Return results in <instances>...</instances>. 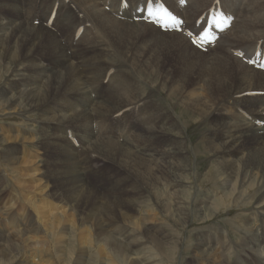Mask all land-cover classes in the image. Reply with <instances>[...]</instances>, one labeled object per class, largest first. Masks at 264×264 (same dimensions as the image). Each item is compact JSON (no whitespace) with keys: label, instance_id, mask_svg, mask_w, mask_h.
I'll return each mask as SVG.
<instances>
[{"label":"bare ground","instance_id":"obj_1","mask_svg":"<svg viewBox=\"0 0 264 264\" xmlns=\"http://www.w3.org/2000/svg\"><path fill=\"white\" fill-rule=\"evenodd\" d=\"M164 2L176 19L189 20L184 28L186 36L183 32H164L144 21L143 14L139 13L145 7L144 0H0L10 12V20L0 23V111L6 103V112H15L28 121L29 116L35 117V123L44 129L40 138L26 129L9 130L22 134L15 139L19 146L14 151H2L3 160L6 161L9 154L12 164H26L25 176L38 182L36 173L31 172L34 167L31 170L28 167L30 164L40 166V160L27 153L30 160H20L16 157L17 149L30 152L43 143L52 153V148L62 149L56 143L68 139L70 145L63 147L66 151L62 157L71 154L75 158L80 154L74 149L78 148L76 138L83 134L87 137V147L136 174L145 189L113 168L111 183L107 186L112 197H98L85 186L89 177L81 173L80 176L78 170L56 178V190L82 212L95 210L94 214L100 212L114 222L120 221L116 218L119 210L127 213L129 210L125 208H132L142 212L147 204H154L163 219L159 220L156 233L165 238L161 245L156 242V248L172 263L171 256L177 259L178 243L166 244L167 236L160 230V224H164L165 215L170 218L171 228L189 223L191 217L183 206L186 198L190 199L186 197L188 192L194 189L189 186L190 180L198 185L202 177L198 174L192 179L195 173L189 171L180 145L173 143L166 151L165 145L158 144L155 153L146 147L161 135L172 137L173 132L182 135L187 129L173 113H165L150 101L161 87L168 97L179 99L186 113L194 115V121L205 119L208 128L202 133V143H205L202 146L213 156V162L221 163L227 171L222 177L226 188L218 192L219 196L208 193L198 199L201 209L209 208L206 211L209 213L199 210L196 218L204 222L216 217L217 207L238 208L253 217L248 223L237 221L238 237L233 246L228 243L224 249L221 241L213 244L207 238L206 242L198 240L195 244L196 253L208 255L212 264H235L232 260L239 261L238 264H256L254 258L264 264V259L256 253L264 251V71L246 62L264 45V0H248L243 13L227 9L225 14L235 18L231 28L215 45L201 48L191 43L203 27H197L205 14L200 13L209 7L208 16L218 7L217 0H189L188 10L178 8L182 2ZM52 15H55L53 24L49 23ZM198 15L200 17L193 22ZM117 62H122V66ZM126 68L131 69V79L125 73ZM158 81L160 87L156 86ZM255 93L261 95H253ZM132 107L136 109L134 116L128 114ZM64 117L67 119L63 121ZM9 132L3 130L2 142L13 136ZM42 158L47 167L49 161ZM93 158L97 157L79 159V170L87 169ZM74 163L75 159L68 165ZM55 169L52 166L45 172L50 175ZM235 182L238 191L249 189L250 194H233ZM159 183L173 184L172 196L161 193ZM126 187L132 194L120 198ZM41 192L47 197L45 190ZM199 193L200 189L195 188L194 195ZM2 195L0 190V199ZM19 197H15L17 208H6L5 219L17 213L23 222L21 236L34 239L38 233L33 224L38 221L42 207L34 205L32 199L21 201ZM81 197L88 199L87 204ZM39 202L50 207L43 200ZM23 204L35 211V221L29 218L28 212L24 215ZM139 217L137 214L136 218ZM120 219L125 220L123 215ZM15 223L12 222V228L17 229ZM107 227L109 225L104 224L102 229ZM16 231L12 229L9 233ZM9 233H0L1 238L9 240L7 244L0 243V264H26L24 256L11 261L17 253L15 250H4L15 245L10 241L14 240L12 237L6 238ZM38 237L36 244L45 245L40 234ZM108 245L117 249L115 253L129 264L128 249L117 241H110ZM38 254L39 260L33 253L27 257L36 264H43L44 255ZM47 257L52 258L51 252H47ZM49 261L51 263L48 258L46 262ZM130 263L141 264L135 260Z\"/></svg>","mask_w":264,"mask_h":264},{"label":"rangeland","instance_id":"obj_2","mask_svg":"<svg viewBox=\"0 0 264 264\" xmlns=\"http://www.w3.org/2000/svg\"><path fill=\"white\" fill-rule=\"evenodd\" d=\"M161 1L166 5V10L171 15L168 5L164 2V0ZM175 2L183 3V0H175ZM182 3L178 5V8H186L188 10L190 5L189 0H187L185 5ZM247 3L248 0H242L240 4L239 0H232V2L231 0H217L216 2V4H218L217 6L220 7L225 13L227 12V9L230 11L231 8L235 9L238 13H243ZM207 9H205L200 14L206 13ZM199 17L200 15H198L193 22H195ZM7 20H10L9 9L7 6L0 4V23H3ZM178 20H181L185 24L189 22L188 19L183 18H178ZM184 28L182 31H180L183 32V34L186 33ZM117 63L118 65L122 66V62ZM125 73L127 77L131 79V69L126 68ZM157 85L160 87L161 82L158 81L156 83V86ZM160 89L154 95H152L150 101L158 105L159 108L165 113H173L172 115H175L177 121L187 126V129L183 130L184 133L182 135H179L176 132H173L172 137L168 135H161L152 142L148 143L146 147L149 151L155 153L158 144L165 145L166 151L170 149V145L173 143L180 145L183 148V155L188 160L189 171L195 173L192 175V179L194 180L198 174H200L202 177V182H200L198 185L196 183H192L190 180L189 186L194 187V189L197 188V190L200 189V193L197 194V196L194 195L193 189L192 191L190 190L186 196H190V199L186 198V204L183 207L186 209L187 215L191 217L189 223L185 226L181 225V227L178 226L176 228H171L170 218L165 215L164 224H160V230L163 229L167 236L166 244L173 246L178 243V253L176 256L177 259L172 258L174 256L171 255H169L171 256V259L169 256H167L168 259L172 261L174 260V263H168L167 259L162 255V253L159 252V249L156 248L158 243L160 245L163 244L165 238L164 235H161L160 237L159 234L156 233L157 224L159 223V220L163 219L158 216L154 204H147L146 207L142 209V212H137L132 208H125V210H129L127 213L119 210L117 211L116 218L120 221L114 222L111 219L101 216L100 212L94 214L95 210L91 212L88 209L85 210V212H82V210L77 209L75 205H72L71 202H69L67 198L63 196V194H60L58 190H56V178H62V175L68 171L78 170L79 172L77 171V174L80 176H82L81 174H85L89 177L85 183V186H88L90 189L95 191L98 197H112L107 191V186L111 183L110 174L113 173V168L119 173L124 174L128 180L135 182L137 185L139 184L143 191L145 189V187L141 186V182L138 181V176L136 174H133L130 171H125L118 161H115L114 159L112 160L111 158L105 156L100 157L98 156L99 154L92 151L90 147H87V137H85L83 134L77 136L76 138L78 148L74 149L80 152V154L75 158L71 156V154H69L67 158L62 157L66 151V148L63 147L70 145L68 139L67 141L56 143V146L58 147L61 145L62 149L52 148V153L48 152L49 148H47L43 143H41L37 149L33 148L35 150L32 149L30 152H25L22 148L21 150L17 149L18 152L16 157L20 160H30L26 153L30 154L31 157L38 158L37 161L40 160V166L39 164H30L28 167L30 170L32 167H34V170H31V172L36 173V179L40 180L38 182H33L32 177L25 176V170L27 168L26 164L21 165L17 163L19 166L17 164H12L13 161L9 154L6 156V163V161L3 160L2 151L7 150L9 153L10 151H14V149L19 146L15 139L20 137L22 134V132H9V130L14 131V129H26L29 133L39 135L40 138L42 132L44 133V129L39 123H35V117L31 118L29 116L30 121H28V119L26 120V118L22 115H15V112H6L5 110L7 108V104L5 103L2 104L3 108L0 111V190L3 191V195L0 199V233L5 235V233H9V231L12 229L17 230L16 232L9 233V235L6 236V238L12 237L14 240L10 241L15 245L12 247L7 246L6 249L3 248L6 252H9L10 249L15 250V253L17 252L14 254L13 258H11V261L16 260V257L24 256V259L26 258V264H36V262L33 261L31 257H27V254L33 253L34 258L36 257V260H39L40 255L38 252H41L44 255L43 258L45 260V262L42 261L44 262L43 264H127L124 261V257L120 258L115 253L117 249L115 250L110 245H108L110 241H117L118 244L130 251L131 255L129 257V264H131L130 262L133 260L138 263L140 262L141 264H202V262L203 264H212V259L208 258V255L203 256L196 253L194 246L198 240L200 242H206V239L209 238L210 242L213 244L221 241L222 247L224 249L228 243H231L232 246L234 245L238 237V226H236L237 221L240 220L242 222L248 223L253 217L251 213L246 214L245 212L240 211L238 208L230 207L229 209H224L217 207L215 215L216 217L212 216L206 219L204 222L196 218L195 215L199 210L203 214L209 213L206 212L209 208L201 209V201L198 199L204 197L208 193L210 195L219 196L221 190L226 188L224 182L222 181V177L226 176L227 171L224 169L221 163L219 164L218 162H213V156L208 151H205L202 146L205 144L202 143V133L206 128H208L204 123L206 122L205 119H203L202 122L198 120L194 121V115L190 114L189 112L186 113L183 104L178 98L173 96L170 98ZM135 111L136 109L132 107L128 111V114L130 116H134L136 113ZM66 119L67 118L64 117L63 121ZM3 130L13 133L12 137L5 138V142H2V139L4 138V134L2 133ZM201 147L204 151L201 149ZM36 150H39V152H35ZM37 155H39V157ZM42 157L49 161L47 167H44ZM90 157L97 158H93L87 169H83L82 171L79 170L77 163L79 162L78 160H87ZM74 159L76 163L68 165V163L72 162ZM52 166H54L56 169L49 175L45 171ZM3 169L5 172L2 171ZM36 186H38V188ZM172 186L173 184L164 186L159 183L158 188L161 187V193L170 197L174 191ZM4 187L6 188L4 189ZM233 188V194L235 195L240 193H245L246 195L250 194L249 189L238 191V185L236 182L234 183ZM41 190H45L49 199L45 196L44 192H41ZM121 194L122 195H119L120 198H127V196L131 195L132 192H130V188H127L126 191L122 192ZM16 196H20L19 198L21 201H23V198L25 201L27 199H32V203H34V205L42 207L38 211L39 219L38 221H35L37 218L35 211H33L26 204L21 205L25 207L24 215H26L28 212L29 218L35 221L33 225L38 233L36 235L38 236L40 234V237H42L45 241V245L39 244L38 246L36 244L39 242V237L37 238L36 235V238H31L29 240L24 236H21L20 232L23 227L20 228V226L23 225V222L21 221V216H17V213L16 215H11V218H8L7 220L5 219L4 213L6 212V208L8 210L9 208L16 206ZM228 198L234 199L233 197ZM39 200L45 201L48 205H50V207H53V210L49 209L50 207L48 208L42 206ZM80 200L83 202L85 201L86 204L88 202L87 198L85 199L81 197ZM32 203H29V205L31 206ZM60 207L62 208L60 209ZM15 208H17V206ZM137 214H140L139 219L136 218ZM122 215L124 216L125 220L120 219ZM12 222H16L15 224H17V229L12 228ZM104 224H108L109 227L102 229ZM250 224L251 223H249V225ZM222 233H224V235L221 236ZM8 241L5 238L0 237V243L7 244ZM48 251L49 253L51 252L52 258L47 257ZM256 253L258 256L264 259V251ZM48 258L51 259V263L50 261L46 262ZM251 258L253 259V257ZM254 259L256 260V264H260L259 260L256 258ZM232 261L235 262V264H238L239 262L234 260ZM217 264L220 263L217 262Z\"/></svg>","mask_w":264,"mask_h":264},{"label":"snow or ice","instance_id":"obj_3","mask_svg":"<svg viewBox=\"0 0 264 264\" xmlns=\"http://www.w3.org/2000/svg\"><path fill=\"white\" fill-rule=\"evenodd\" d=\"M144 4L145 7L143 11L155 25H160L166 29H178L183 23L181 20H178L174 16L170 15L164 7L156 6L155 0H144ZM229 26L230 18L226 16L222 18V23L213 21V27L219 28L221 32L225 31ZM208 37L209 33L205 32L203 36L198 37L196 40H192L191 43L197 45L198 47L202 46L204 43L208 42ZM262 67H264V65H262Z\"/></svg>","mask_w":264,"mask_h":264}]
</instances>
